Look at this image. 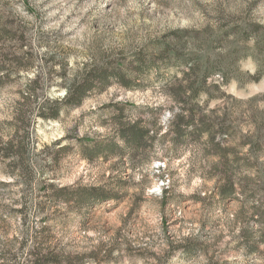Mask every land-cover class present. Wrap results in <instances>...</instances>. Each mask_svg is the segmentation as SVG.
Instances as JSON below:
<instances>
[{"label": "rangeland", "instance_id": "374dc122", "mask_svg": "<svg viewBox=\"0 0 264 264\" xmlns=\"http://www.w3.org/2000/svg\"><path fill=\"white\" fill-rule=\"evenodd\" d=\"M3 29L0 264H264V0H0Z\"/></svg>", "mask_w": 264, "mask_h": 264}, {"label": "trees", "instance_id": "16d2710c", "mask_svg": "<svg viewBox=\"0 0 264 264\" xmlns=\"http://www.w3.org/2000/svg\"><path fill=\"white\" fill-rule=\"evenodd\" d=\"M0 34L2 35V37H5L9 34L8 31H6L5 29H3L2 31H0ZM168 54H172L171 56L173 57H169ZM164 55L168 56V58H175L176 56L174 55V53H171L170 50L165 49L164 50ZM164 56V57H165ZM167 58V57H165ZM116 70H103L100 73H97L93 76L87 77L85 78L82 83H80L79 85H73V86H67L66 88V95L64 97V99L62 100L68 107H77L80 106V104L82 103L83 99L85 98V96L91 92V90H93L94 88L92 87L94 85V83L96 82V80H100L101 82L103 81L102 84L106 85V81H104V79H106V77L108 76H117V74L115 73ZM201 76V72H200V66L198 64H191L188 71L186 73L183 74V77L186 78H195L194 81H190V83H186V84H181L179 86L180 91L178 92V96L179 97H183L184 94L188 93L192 96L193 99L198 98L201 94H202V85H205L206 82L208 81V77L211 76V74L206 71L202 77ZM121 80L124 84V86H126L127 88H134L133 85H131L130 83H127L124 79V77H121ZM40 81V77L37 76L35 81L33 82V86H31L32 88L34 87V85H38ZM198 83H202L201 85ZM57 102V101H56ZM44 114V113H42ZM58 115V111H53L52 113V118H55ZM45 116V115H43ZM193 117V116H192ZM6 151L10 150V144L7 145L6 147Z\"/></svg>", "mask_w": 264, "mask_h": 264}]
</instances>
